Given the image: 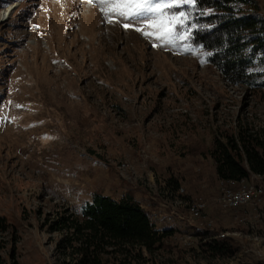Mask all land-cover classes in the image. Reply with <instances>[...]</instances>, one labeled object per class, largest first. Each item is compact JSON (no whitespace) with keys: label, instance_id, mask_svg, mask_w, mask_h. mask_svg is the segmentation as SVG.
Masks as SVG:
<instances>
[{"label":"rangeland","instance_id":"rangeland-1","mask_svg":"<svg viewBox=\"0 0 264 264\" xmlns=\"http://www.w3.org/2000/svg\"><path fill=\"white\" fill-rule=\"evenodd\" d=\"M215 1L136 31L88 0H0L1 13L16 3L0 23V264H73L53 223L93 192L129 193L169 231L151 253L105 264H264V178L219 180L209 154L214 139L264 137V47L248 43L264 38V0L226 12ZM229 15L256 22L240 39V79L200 42ZM244 184L259 197L219 208L221 191Z\"/></svg>","mask_w":264,"mask_h":264},{"label":"trees","instance_id":"trees-1","mask_svg":"<svg viewBox=\"0 0 264 264\" xmlns=\"http://www.w3.org/2000/svg\"><path fill=\"white\" fill-rule=\"evenodd\" d=\"M236 1H215L219 5L215 8L226 12L229 11L226 5ZM255 24L253 19L229 15L211 32L217 33V37H200L202 46L221 63L212 62L221 66L227 75L235 72L239 79L242 77L244 71L240 75L237 71L246 68L247 58L246 43L240 44V39L245 31L253 32ZM249 42L256 43L250 47L252 50L264 47V38L254 37ZM218 50L222 51L221 56L216 55ZM209 154L219 180L238 182L247 180L251 173L264 174V137L257 132L243 131L223 140L214 139ZM53 224L52 230L61 233L59 245L74 258L73 264H105V256L127 255L139 250L151 253L169 234L166 229L160 234L153 228L148 212L129 193L113 198L93 192L90 200L77 211L64 208Z\"/></svg>","mask_w":264,"mask_h":264},{"label":"snow or ice","instance_id":"snow-or-ice-1","mask_svg":"<svg viewBox=\"0 0 264 264\" xmlns=\"http://www.w3.org/2000/svg\"><path fill=\"white\" fill-rule=\"evenodd\" d=\"M88 2L94 3L101 10L102 16L108 23H112L111 17L115 16L116 22L125 26H137L135 30L141 31L138 25L144 24L145 21L160 20L163 22L164 17L168 15L167 8L179 6L180 3L194 6L195 0H88ZM149 14L152 15L149 16ZM185 15V13L180 14L181 23ZM141 34L145 38H151L148 28H145Z\"/></svg>","mask_w":264,"mask_h":264},{"label":"bare ground","instance_id":"bare-ground-1","mask_svg":"<svg viewBox=\"0 0 264 264\" xmlns=\"http://www.w3.org/2000/svg\"><path fill=\"white\" fill-rule=\"evenodd\" d=\"M16 3H11L7 5L4 12L0 11V23H3L9 17V12L13 9ZM259 179L264 178V174H252ZM182 190V189H180ZM262 190L259 187H255L252 184H244L238 189H224L220 192V197L216 199L218 206L221 209H229L236 207L241 204H246L250 200L256 199L259 197ZM204 208L203 202H195L190 205V212L193 216H198L200 211ZM165 219L169 221L171 217L169 215L165 216Z\"/></svg>","mask_w":264,"mask_h":264},{"label":"built area","instance_id":"built-area-1","mask_svg":"<svg viewBox=\"0 0 264 264\" xmlns=\"http://www.w3.org/2000/svg\"><path fill=\"white\" fill-rule=\"evenodd\" d=\"M1 11V10H0Z\"/></svg>","mask_w":264,"mask_h":264}]
</instances>
